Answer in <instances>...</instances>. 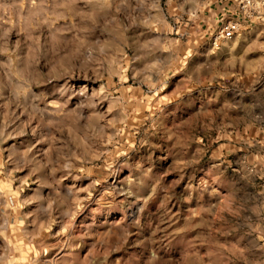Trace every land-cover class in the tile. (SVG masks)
Segmentation results:
<instances>
[{
  "label": "rangeland",
  "instance_id": "rangeland-1",
  "mask_svg": "<svg viewBox=\"0 0 264 264\" xmlns=\"http://www.w3.org/2000/svg\"><path fill=\"white\" fill-rule=\"evenodd\" d=\"M217 1L0 0V264H264V19L205 45Z\"/></svg>",
  "mask_w": 264,
  "mask_h": 264
},
{
  "label": "built area",
  "instance_id": "built-area-1",
  "mask_svg": "<svg viewBox=\"0 0 264 264\" xmlns=\"http://www.w3.org/2000/svg\"><path fill=\"white\" fill-rule=\"evenodd\" d=\"M259 17L264 19V0H236L231 11L223 13L213 25L208 34L210 45L218 48L223 40L232 38Z\"/></svg>",
  "mask_w": 264,
  "mask_h": 264
},
{
  "label": "crops",
  "instance_id": "crops-1",
  "mask_svg": "<svg viewBox=\"0 0 264 264\" xmlns=\"http://www.w3.org/2000/svg\"><path fill=\"white\" fill-rule=\"evenodd\" d=\"M235 1L236 0H220V1H217L218 4H214V8L210 9V13L207 17H204L205 19L203 20V24L206 25V30L203 32V36L206 35L207 37V40L205 41V45H208L210 46V38H209V33L211 31V29L213 28V25L216 24L217 20L221 17V15L227 11H231V9L234 7V4H235ZM256 26V25H255ZM260 27L264 26V23L260 22ZM264 29V28H263ZM234 38V36L232 37ZM232 38L230 39H225L221 42V44L224 42V41H229L231 40ZM213 49V48H212ZM218 49V48H216ZM204 66V63L203 65ZM206 66V64H205ZM199 68H202L201 65L199 66Z\"/></svg>",
  "mask_w": 264,
  "mask_h": 264
}]
</instances>
